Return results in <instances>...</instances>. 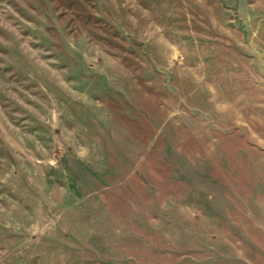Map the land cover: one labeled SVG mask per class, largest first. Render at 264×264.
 I'll use <instances>...</instances> for the list:
<instances>
[{
	"label": "rangeland",
	"instance_id": "rangeland-1",
	"mask_svg": "<svg viewBox=\"0 0 264 264\" xmlns=\"http://www.w3.org/2000/svg\"><path fill=\"white\" fill-rule=\"evenodd\" d=\"M0 264H264V0H0Z\"/></svg>",
	"mask_w": 264,
	"mask_h": 264
}]
</instances>
